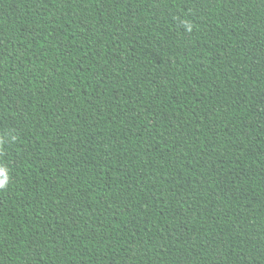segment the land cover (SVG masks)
<instances>
[{
	"label": "trees",
	"instance_id": "16d2710c",
	"mask_svg": "<svg viewBox=\"0 0 264 264\" xmlns=\"http://www.w3.org/2000/svg\"><path fill=\"white\" fill-rule=\"evenodd\" d=\"M0 264H264V0H0Z\"/></svg>",
	"mask_w": 264,
	"mask_h": 264
}]
</instances>
